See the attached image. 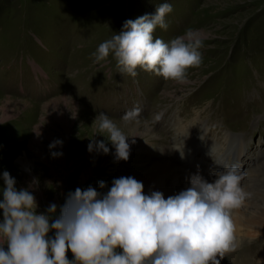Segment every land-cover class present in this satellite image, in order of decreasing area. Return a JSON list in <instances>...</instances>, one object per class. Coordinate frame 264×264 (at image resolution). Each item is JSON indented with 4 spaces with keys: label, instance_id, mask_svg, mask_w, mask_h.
<instances>
[{
    "label": "rangeland",
    "instance_id": "374dc122",
    "mask_svg": "<svg viewBox=\"0 0 264 264\" xmlns=\"http://www.w3.org/2000/svg\"><path fill=\"white\" fill-rule=\"evenodd\" d=\"M165 2L173 8L168 28L157 27L154 38L168 42L189 28L203 37L202 63L187 70L185 81L139 68L136 77L122 74L111 55L95 62L92 53L126 20L154 14ZM135 108L139 115L125 123L121 117ZM100 112L134 136L131 152H140L141 132L149 129L157 153L119 162L111 144L107 155L90 153ZM56 139L63 146L51 151L63 155L53 158ZM181 143L199 148L177 160L171 147ZM167 163L179 167V191L195 173L214 182L219 165H236L246 199L264 203V0H0V199L4 171L45 213L53 203L59 212L78 187L106 193L116 178L143 183L144 173ZM166 180L174 185V177ZM234 226L238 247L221 264H264V228L257 233L239 220Z\"/></svg>",
    "mask_w": 264,
    "mask_h": 264
},
{
    "label": "clouds",
    "instance_id": "9594fccd",
    "mask_svg": "<svg viewBox=\"0 0 264 264\" xmlns=\"http://www.w3.org/2000/svg\"><path fill=\"white\" fill-rule=\"evenodd\" d=\"M170 3H161L154 14L124 22L123 29L102 42L92 53L96 63L113 56L120 73L132 77L137 69L165 79L185 81L189 68L202 63L203 37L191 28L165 42L154 38L156 28L167 29ZM128 110V123L139 115ZM97 135L105 140L88 144V151L109 154L111 144L117 162L128 161V136L104 112L95 117ZM132 143L135 140L132 139ZM63 146L56 139L50 151ZM53 158L63 155L51 151ZM183 158V152H181ZM214 182L193 174L190 186L165 198L161 191L145 194L144 184L132 176L112 181L106 193L89 186L67 194L59 207L50 204L45 213L28 188L17 189L16 179L4 171L0 210V264H221L226 253L237 249L232 216L249 196L241 185L244 173L236 165H222ZM99 187H107L104 181ZM54 231V238L49 233ZM7 245V249L5 248ZM69 250L73 259L68 258ZM219 257V258H217Z\"/></svg>",
    "mask_w": 264,
    "mask_h": 264
},
{
    "label": "bare ground",
    "instance_id": "6f19581e",
    "mask_svg": "<svg viewBox=\"0 0 264 264\" xmlns=\"http://www.w3.org/2000/svg\"><path fill=\"white\" fill-rule=\"evenodd\" d=\"M176 118L177 117L173 116L172 119H176ZM141 135H144L146 138H145V141L138 144L140 146V152L145 153V154L149 153L150 157L156 154L157 152L153 150L155 146L154 147L152 146V143L154 142L155 138L153 139V142H152L153 137L149 136V129H145L143 132H141ZM190 144H192V142ZM196 148H199V145L193 144L189 146L186 143H181V145L179 144V145H175L174 147L172 146L171 151L173 153V157L176 158L177 160L178 159H188L191 154V149L192 151H194ZM140 152L138 149H136L130 152V157L133 158L134 155L136 154L138 156H135V157H138L139 159H143L144 156ZM181 152H183V158L181 157ZM239 154H240V149L237 150V155L239 156ZM219 158L221 161H223V158L221 157ZM222 165L223 164L219 165L221 169H222ZM197 168L198 166L195 165V169ZM132 169H135V168H132ZM215 169H216L215 166H212L211 169H208L209 174L213 173ZM178 171H179V167L177 165L172 164V163H169L168 165L167 163L165 166H162L160 169H156L154 171L144 173L143 174V184H144L145 194H149L151 191H161L164 193L165 198H167L170 195H175L178 192H180L178 190V184L182 182V179L178 177L177 175ZM170 176L174 177V185L176 184L175 187L174 185L172 187L167 186L168 184H167L166 179L167 177H170ZM135 178L137 179V177ZM185 184L186 185L184 189L182 190H185L187 187L190 186V177L189 179L185 181ZM232 216H233L234 222L235 220L236 221L239 220L243 225H247L248 229L249 228L255 229L253 231H256L257 233H259L260 232L259 229L264 228V203H262L259 206H256L253 203H250L248 199H245L244 203L239 208L233 210ZM261 232L263 231L261 230Z\"/></svg>",
    "mask_w": 264,
    "mask_h": 264
}]
</instances>
